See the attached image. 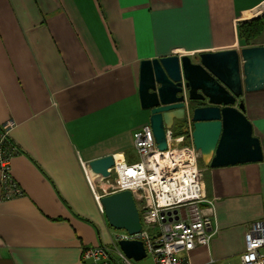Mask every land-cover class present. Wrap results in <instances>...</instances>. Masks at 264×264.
I'll return each instance as SVG.
<instances>
[{
  "label": "crops",
  "instance_id": "obj_1",
  "mask_svg": "<svg viewBox=\"0 0 264 264\" xmlns=\"http://www.w3.org/2000/svg\"><path fill=\"white\" fill-rule=\"evenodd\" d=\"M263 15L264 0H0V124L14 123L20 150L19 193L0 184V264H86L84 248L100 244L121 264L83 163L140 159L141 61L249 46L239 26ZM241 98L263 159L211 166L199 151L217 231L187 254L193 264H242L249 227L264 224V89ZM170 129L190 141L188 125Z\"/></svg>",
  "mask_w": 264,
  "mask_h": 264
},
{
  "label": "water",
  "instance_id": "obj_2",
  "mask_svg": "<svg viewBox=\"0 0 264 264\" xmlns=\"http://www.w3.org/2000/svg\"><path fill=\"white\" fill-rule=\"evenodd\" d=\"M196 58L171 54L141 61L140 100L150 111L158 148H168L167 129L188 125L196 149L212 157L211 166L261 161V142L241 97L264 89V45L202 52ZM89 165L106 178L114 157L95 158ZM101 203L111 227L131 235L141 231L140 211L130 190L106 194ZM117 245L134 261L147 257L140 239H119Z\"/></svg>",
  "mask_w": 264,
  "mask_h": 264
},
{
  "label": "built area",
  "instance_id": "obj_3",
  "mask_svg": "<svg viewBox=\"0 0 264 264\" xmlns=\"http://www.w3.org/2000/svg\"><path fill=\"white\" fill-rule=\"evenodd\" d=\"M14 123L0 124V184L5 196L19 193L10 177L11 160L19 148L10 136ZM184 135L166 130L168 148L157 146L150 124L134 132V145L140 159L129 163L120 155H113L114 165L109 177H100L83 163L88 182L102 211L101 198L113 192L130 190L140 211L142 229L139 233L127 231L116 235L119 239H140L154 264H193L187 256L198 246H209L214 237L216 198L206 190L203 170L199 164V150ZM104 183V193L97 192ZM116 254L121 264H135L118 246ZM264 224L254 222L247 232V245L241 255L242 264H264ZM86 264H113L110 247L100 244L83 250Z\"/></svg>",
  "mask_w": 264,
  "mask_h": 264
},
{
  "label": "trees",
  "instance_id": "obj_4",
  "mask_svg": "<svg viewBox=\"0 0 264 264\" xmlns=\"http://www.w3.org/2000/svg\"><path fill=\"white\" fill-rule=\"evenodd\" d=\"M239 33L246 45L264 44V15L241 23Z\"/></svg>",
  "mask_w": 264,
  "mask_h": 264
},
{
  "label": "rangeland",
  "instance_id": "obj_5",
  "mask_svg": "<svg viewBox=\"0 0 264 264\" xmlns=\"http://www.w3.org/2000/svg\"><path fill=\"white\" fill-rule=\"evenodd\" d=\"M140 158V157H139ZM138 158V159H139ZM105 186V188H107V186L108 185H104ZM110 230H112V232L115 234V233H120V232H123V230H117V229H115V228H113V227H110ZM153 259H152V256L151 255H147V257L146 258H144L143 260H140V261H135V264H141V263H144V262H149V261H152Z\"/></svg>",
  "mask_w": 264,
  "mask_h": 264
}]
</instances>
